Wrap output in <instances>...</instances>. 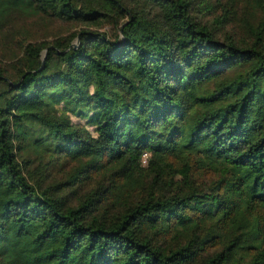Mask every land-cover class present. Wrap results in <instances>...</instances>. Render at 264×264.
<instances>
[{
  "label": "trees",
  "instance_id": "trees-1",
  "mask_svg": "<svg viewBox=\"0 0 264 264\" xmlns=\"http://www.w3.org/2000/svg\"><path fill=\"white\" fill-rule=\"evenodd\" d=\"M0 264H264V0H0Z\"/></svg>",
  "mask_w": 264,
  "mask_h": 264
},
{
  "label": "built area",
  "instance_id": "built-area-1",
  "mask_svg": "<svg viewBox=\"0 0 264 264\" xmlns=\"http://www.w3.org/2000/svg\"><path fill=\"white\" fill-rule=\"evenodd\" d=\"M141 164L143 165V166H145L146 164H147V155H143L142 156V158H141Z\"/></svg>",
  "mask_w": 264,
  "mask_h": 264
},
{
  "label": "water",
  "instance_id": "water-1",
  "mask_svg": "<svg viewBox=\"0 0 264 264\" xmlns=\"http://www.w3.org/2000/svg\"><path fill=\"white\" fill-rule=\"evenodd\" d=\"M78 42H79V41H77V43H75V44L73 45L74 48H76V47L78 46ZM45 54H46V53H45ZM45 54H44L43 60H44V58H45Z\"/></svg>",
  "mask_w": 264,
  "mask_h": 264
},
{
  "label": "rangeland",
  "instance_id": "rangeland-1",
  "mask_svg": "<svg viewBox=\"0 0 264 264\" xmlns=\"http://www.w3.org/2000/svg\"><path fill=\"white\" fill-rule=\"evenodd\" d=\"M76 121V120H75Z\"/></svg>",
  "mask_w": 264,
  "mask_h": 264
}]
</instances>
